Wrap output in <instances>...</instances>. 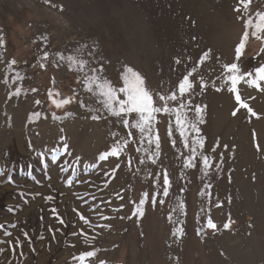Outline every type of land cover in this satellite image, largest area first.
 I'll return each mask as SVG.
<instances>
[{
  "label": "rangeland",
  "instance_id": "1",
  "mask_svg": "<svg viewBox=\"0 0 264 264\" xmlns=\"http://www.w3.org/2000/svg\"><path fill=\"white\" fill-rule=\"evenodd\" d=\"M257 13H264V0H250L246 11L239 0H0V223L17 225L6 227L11 236L0 231L5 241L0 264H79L74 257L86 251L96 255L85 264H264V82L260 90L243 82L237 86L255 116L240 107L228 85L219 92L212 86L214 80L221 86L225 64L237 62L242 72L264 64V31L257 40L252 28L240 61L235 58L243 22H256ZM204 52L210 58L197 65ZM60 55H77L89 67L103 64L116 87L123 86L121 73L130 66L150 89L165 92L177 91L183 75L197 67L194 91L185 99L202 108L203 151L211 157L207 174L199 163L184 169L183 159L191 153L178 133L171 137L175 147L168 137L174 117L157 116L158 159L137 151L147 148L137 130L124 128L115 117L93 120L96 113L88 108L99 107L98 98L85 92L82 73L70 70ZM17 73L23 79H16ZM201 77L207 83L203 91ZM63 98L71 102L57 108L53 101ZM129 131L135 133L131 138ZM117 138L129 139L121 156L98 161ZM64 144L71 156L61 155ZM37 153H44L43 163ZM65 161L68 171L61 172ZM93 163L95 169L85 168ZM165 170L168 197L162 195ZM145 192H160L157 202L149 199L143 215L132 216ZM209 218L215 230L206 227ZM49 227L60 229L55 240ZM17 238L22 247L13 252L7 241Z\"/></svg>",
  "mask_w": 264,
  "mask_h": 264
},
{
  "label": "snow or ice",
  "instance_id": "2",
  "mask_svg": "<svg viewBox=\"0 0 264 264\" xmlns=\"http://www.w3.org/2000/svg\"><path fill=\"white\" fill-rule=\"evenodd\" d=\"M47 2V0H46ZM239 3L243 5L245 11L250 4V0H239ZM235 11L239 12L240 7H237ZM239 18V17H238ZM249 28H252L251 35L257 40L261 39L260 32L264 31V13H257L256 22H254L251 18L245 19L243 22V36L241 37L239 43L235 47V58L236 61H240L242 52L245 47V43L249 36ZM4 41L0 38V47H2ZM77 51H80L79 49ZM59 55V53L57 54ZM48 54H44V59H47ZM211 56L210 52H204L201 56L197 65L202 64L204 61L209 59ZM61 60H67L69 69L71 70L73 67L77 69L83 75V87L85 92L92 93L98 99L96 103L99 107H89L88 110L91 113H96L92 115L93 120H102L108 119L109 117L117 118V122L122 123L123 127L130 130H137L139 133V138L141 141H145L147 143V148L137 149V151L144 152H153V155L156 159L160 156L161 143L160 137L157 132V116L158 114L166 115L169 118L174 117V121L172 119L169 120L168 125V137L171 139L173 132L175 131L179 135V142L183 145L184 149L190 151V155L184 157L183 159V167L184 169H192L196 168L199 164L203 165V171L207 174L208 168L211 166V157L210 155H206L204 153L205 149V138L201 135L200 124L204 123L202 108L199 105H193L191 99H185L186 96H191L194 91L193 80L195 79L194 73L197 71V67H192L191 70L187 71L186 74L183 75V78L179 81L178 90L177 91H154L150 89L146 85L145 78L135 71L130 66H124L123 71L121 73V81L123 83L122 87H116L114 84L104 75V67L103 64H100L99 67H89V62L83 58H80L77 55H68L64 57L60 55ZM16 61L13 60L10 64H15ZM182 63L181 58L175 59V64L180 65ZM44 65L41 64V67ZM225 70V76L220 78L221 86L217 87L216 81H212V86L216 91L223 90L224 85H228L227 90L235 95V100L240 104V107L246 108L251 115L255 116L256 113L241 100V95L239 94L238 85L243 82L247 84L249 87H255L257 90L261 88V82H264V64L259 67H256L253 71L242 72L239 63L233 62L231 64H225L222 66ZM88 69L87 71L85 69ZM16 79H23L19 73L16 74ZM7 82V81H5ZM53 83L55 81L53 80ZM207 87V83L204 81L203 77L200 78L199 88L203 91ZM35 91V89H33ZM20 90L17 89L15 95H19ZM122 94V97H121ZM59 95V93H57ZM52 96V90H49V98ZM71 101L67 98H63L60 101H53L57 108L62 107L65 104L70 103ZM170 102H176L177 106H170ZM39 103V101H37ZM81 107H86V105L81 102ZM239 109L233 111V116L237 114ZM105 113L107 115H105ZM190 113H194V115H190ZM56 118L55 116L53 117ZM174 123V128H173ZM113 137H117L118 134L113 132L111 133ZM135 135L133 131H129L127 133V137L131 138ZM63 139V138H61ZM129 139L125 138L123 141L117 138L115 139L111 149L109 151L101 153L98 157V161H106L109 157H120L121 153L124 151L126 145H128ZM172 145L175 147L177 145V141L175 139H171ZM31 147V145H29ZM154 146V148H153ZM219 146L217 142V147ZM227 148V145L224 146ZM257 149L259 150V145H257ZM216 148L212 149L214 153ZM67 153L69 156L72 153L69 151V145L64 144L61 149V155ZM40 156L41 162H44V153H37ZM199 157V161L197 160ZM221 159L223 158V153H221ZM149 159L153 164L156 163V159H153L152 156H149ZM57 157L52 156V161L55 163ZM76 163H80V157L75 158ZM140 164H144L145 161L141 159L139 161ZM67 161L64 164L60 165V171L66 172L68 168L65 166ZM131 164V160L129 161ZM31 166H29L30 168ZM47 166L45 165V168ZM97 164H88L85 165L86 169H95ZM117 168L120 167L118 164ZM219 167V165H217ZM116 169H112L113 175L115 174ZM73 175L77 174L76 168H72ZM107 175L108 173H104ZM2 175V173H0ZM31 176V172L28 173ZM45 178H48L47 173L45 172ZM9 182H11V178H9ZM39 183V181H37ZM162 195L164 197L169 196V190L171 188V181L169 178V174L167 170L163 173L162 179ZM107 187V184H105ZM21 199L23 200L26 193H19ZM36 195H39L38 193ZM160 195V192H156L153 194H149L147 192L142 194V198L139 200V203L133 209L132 216H142L143 215V206L146 201L149 199L153 203V205L157 202V198ZM52 196L45 197V200H52ZM27 203V200L24 201ZM165 201L163 199L159 200L160 204H163ZM123 207V205H121ZM181 210H183V204L180 205ZM7 211L12 212L13 209L9 208ZM53 215L58 220L59 224L64 225L65 221L61 218L55 209L52 210ZM75 211V209H74ZM79 219L84 222V224H89V221L85 218L84 215L77 212ZM132 216H129L128 219H131ZM123 218V217H122ZM101 219L107 220L109 217L102 216ZM171 219V217H169ZM17 225L15 223L5 225L0 223V231H3L4 236H11L12 233L6 230L7 228H15ZM99 227H108L107 225H100ZM206 227L209 229H216V224L213 222L211 218L207 220ZM230 227L229 223L224 224V228L228 229ZM48 231L52 233V239H56L55 233L60 231V229H53L51 227L48 228ZM25 239H28V233L25 231L24 233ZM176 234L175 232L173 233ZM76 235V233H73ZM41 240L44 239L43 236L40 237ZM31 242V241H29ZM5 243V241H0V244ZM8 248L13 252L15 249L22 247V241L17 238L15 243L11 240L7 241ZM34 250V249H33ZM4 249L0 248V253H3ZM22 254V253H21ZM96 251H86L81 253L78 257H74L75 260L79 261V264H85V262L95 257ZM100 264H105L104 261H101Z\"/></svg>",
  "mask_w": 264,
  "mask_h": 264
}]
</instances>
